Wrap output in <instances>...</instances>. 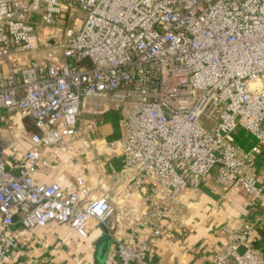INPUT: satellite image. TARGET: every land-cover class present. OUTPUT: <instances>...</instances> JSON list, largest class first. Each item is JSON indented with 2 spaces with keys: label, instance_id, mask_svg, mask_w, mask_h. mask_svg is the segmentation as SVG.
Listing matches in <instances>:
<instances>
[{
  "label": "built area",
  "instance_id": "obj_1",
  "mask_svg": "<svg viewBox=\"0 0 264 264\" xmlns=\"http://www.w3.org/2000/svg\"><path fill=\"white\" fill-rule=\"evenodd\" d=\"M46 49L61 59L40 58ZM90 100L103 109L88 116ZM0 108L39 130L20 169L0 154V264L21 247L16 223L66 224L86 237L91 220L115 228L112 192L135 215L128 200L145 188L138 226L147 233L118 241L117 256L154 264L163 222L180 227L183 196L212 173L224 198L264 207V0H0ZM102 110L117 114L119 136L103 139L122 169L92 185L77 177L71 193L37 182L46 150L84 130L98 136ZM240 132L256 143L244 147ZM221 233L213 264H264V216L243 215Z\"/></svg>",
  "mask_w": 264,
  "mask_h": 264
},
{
  "label": "crops",
  "instance_id": "obj_2",
  "mask_svg": "<svg viewBox=\"0 0 264 264\" xmlns=\"http://www.w3.org/2000/svg\"><path fill=\"white\" fill-rule=\"evenodd\" d=\"M54 58L60 60L61 56L57 54ZM23 59L28 62L30 57L23 56ZM2 67L5 74L11 71L9 65ZM93 108L103 109L100 103L92 104L90 100L84 105L86 115L91 116ZM102 112L98 136L84 130L74 145L46 150L50 165H38L37 182H57L66 193H71L78 188L77 177L92 185L111 179L122 169L120 158L110 155L103 139L119 136L117 114L112 110ZM38 131L30 117L21 112L7 114L0 108V154L8 169L16 171L25 165L26 153L32 147L30 135ZM238 138L247 148L256 143L248 133L240 132ZM213 175L183 196L180 227L163 222L164 235L153 242L154 264H213V256L225 246L221 230L227 222H235L243 215L264 216V207L253 206L244 194L224 198ZM147 193L145 188L128 200L135 213L128 215L126 201L112 192L110 200L115 212L110 222L115 228L109 229L91 220L86 237L66 224L51 222L44 227L26 229L16 223L10 234L21 247L3 264H119L118 241H134L137 233L143 230L147 233L146 228L142 226V230L138 226L147 208ZM257 244L264 248L263 241L258 240Z\"/></svg>",
  "mask_w": 264,
  "mask_h": 264
},
{
  "label": "rangeland",
  "instance_id": "obj_3",
  "mask_svg": "<svg viewBox=\"0 0 264 264\" xmlns=\"http://www.w3.org/2000/svg\"><path fill=\"white\" fill-rule=\"evenodd\" d=\"M40 55V58H44L47 57V54H49L48 58H52V57H56V55L58 54L59 56H61V53L59 51H55V50H42L38 53ZM38 57V56H37Z\"/></svg>",
  "mask_w": 264,
  "mask_h": 264
},
{
  "label": "trees",
  "instance_id": "obj_4",
  "mask_svg": "<svg viewBox=\"0 0 264 264\" xmlns=\"http://www.w3.org/2000/svg\"><path fill=\"white\" fill-rule=\"evenodd\" d=\"M262 240L264 241L263 237H262Z\"/></svg>",
  "mask_w": 264,
  "mask_h": 264
},
{
  "label": "water",
  "instance_id": "obj_5",
  "mask_svg": "<svg viewBox=\"0 0 264 264\" xmlns=\"http://www.w3.org/2000/svg\"><path fill=\"white\" fill-rule=\"evenodd\" d=\"M15 221H17V219H15Z\"/></svg>",
  "mask_w": 264,
  "mask_h": 264
}]
</instances>
